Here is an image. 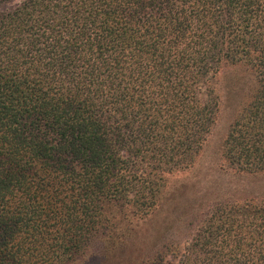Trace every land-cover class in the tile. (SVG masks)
I'll return each instance as SVG.
<instances>
[{"label":"trees","instance_id":"obj_1","mask_svg":"<svg viewBox=\"0 0 264 264\" xmlns=\"http://www.w3.org/2000/svg\"><path fill=\"white\" fill-rule=\"evenodd\" d=\"M12 2L0 264H264V187L168 181L222 116L209 170L264 174V0Z\"/></svg>","mask_w":264,"mask_h":264},{"label":"rangeland","instance_id":"obj_2","mask_svg":"<svg viewBox=\"0 0 264 264\" xmlns=\"http://www.w3.org/2000/svg\"><path fill=\"white\" fill-rule=\"evenodd\" d=\"M15 2L3 5L0 9H11ZM226 129V120L222 116L217 127L213 131V136L210 139V145L207 147L206 153L202 158L199 167L190 173L185 171L175 173L168 178L170 185L178 182H190V187H264V174L256 175L255 177H235L220 172L210 171L212 164L215 163V155L213 154V146L223 135ZM256 189V188H254ZM147 232L145 231V234Z\"/></svg>","mask_w":264,"mask_h":264}]
</instances>
